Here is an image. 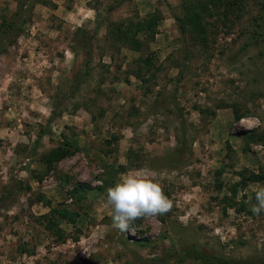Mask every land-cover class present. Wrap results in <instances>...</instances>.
<instances>
[{"label": "rangeland", "instance_id": "374dc122", "mask_svg": "<svg viewBox=\"0 0 264 264\" xmlns=\"http://www.w3.org/2000/svg\"><path fill=\"white\" fill-rule=\"evenodd\" d=\"M19 1L0 0V23ZM35 1L0 51V264L263 261L264 211L250 209L264 186V0H201L202 33L187 26L194 0ZM150 13L152 39L129 31L131 48L118 35ZM78 26L95 30L87 74ZM250 116L261 126L246 130ZM139 170L173 208L121 232L106 189Z\"/></svg>", "mask_w": 264, "mask_h": 264}, {"label": "trees", "instance_id": "16d2710c", "mask_svg": "<svg viewBox=\"0 0 264 264\" xmlns=\"http://www.w3.org/2000/svg\"><path fill=\"white\" fill-rule=\"evenodd\" d=\"M201 0H194L195 4L192 3H188V5L185 7V11H186V17H188L189 21L187 23V26L190 27L191 29H198L197 31L199 33L204 32V25H202V23L200 22V13H199V3ZM215 3H213V6L217 5L220 6L222 9H227V8H231L233 5H236L239 3V0H214ZM47 3V0H39V1H35V3ZM213 2V0H212ZM26 0H20L18 5L16 6L15 10L12 12V14L7 17V18H3L1 20L0 23V51L4 50L6 45H11L16 37L19 35L20 31H21V26L22 24L25 22V16H24V10L23 7L26 6ZM220 4V5H219ZM206 6V5H205ZM156 21H157V17L156 15L150 13L145 19H141L139 21H137L135 24H133V26H129L125 31H122L120 35H118L120 38H122V41H124L126 44H128V46H130L133 49H139L140 45L142 44V41L139 39H135L134 37H132L131 39H128L126 41V38L128 37V33L129 31H131L133 34L135 33H142L144 35V37L146 36L147 39H152L154 33H155V26H156ZM94 22L95 25L98 24V19L94 18ZM263 26H261V24H257L255 31L253 32L252 36H260V34H263ZM76 31H79L81 35H78L80 38L77 39L78 42V46H80L83 50V54H84V58L82 60V64H81V69L80 72L82 74H87L88 73V67L91 64V60H92V45H91V40L93 38V33L95 32L94 29H92L91 31H85L82 30V28H80L79 26L76 28ZM54 115V107H52V110L50 111V115L48 117L51 118ZM40 134H38V136L36 137L32 150H35V146L37 144L38 138H39ZM177 152V154L182 153V150L180 149V147L176 148L175 150ZM33 153V152H31ZM51 158H53L52 153L50 152L48 155H43L42 159L44 160V162L46 163V165H48V163L50 162ZM250 180L254 181V180H259L261 179V175H254L249 177ZM74 190H82L83 187L82 185H77L73 187ZM11 192H9V190H7L6 192V196H8ZM255 196V194H253ZM5 199V196L3 197L2 195H0V207L3 206L2 201ZM44 201V200H43ZM45 203H47V201H44ZM57 212L58 216H63V215H67L66 211L64 209H59ZM43 216H47V215H42ZM193 252V253H192ZM192 253V257L195 260H200L202 262H205L208 259H212L214 258L213 255H208L206 253H204L201 250H196L193 247H188L187 249L182 250V256L183 257H187V254ZM182 258V257H181ZM154 260V259H152ZM158 260V259H156ZM216 264H224V262L218 261L217 259L215 260ZM218 262V263H217ZM257 260L255 261L254 259H250V258H246V259H239L235 262V264H257L256 263ZM259 264H264V260L263 261H259Z\"/></svg>", "mask_w": 264, "mask_h": 264}, {"label": "clouds", "instance_id": "9594fccd", "mask_svg": "<svg viewBox=\"0 0 264 264\" xmlns=\"http://www.w3.org/2000/svg\"><path fill=\"white\" fill-rule=\"evenodd\" d=\"M244 121L247 123L244 124ZM244 121L242 124L246 130L261 126V121L256 117H245ZM262 150L264 145L253 147V151ZM95 184L102 186V181L97 180ZM253 191L256 203L250 210L254 215H260L264 211V186ZM106 203L112 209V227L121 232L129 231L138 219L151 220L167 214L173 208V201L165 195L161 182L142 170L122 173L115 185L106 189Z\"/></svg>", "mask_w": 264, "mask_h": 264}]
</instances>
